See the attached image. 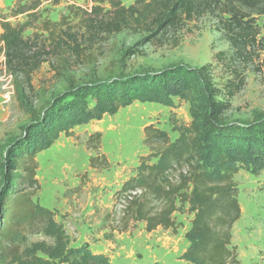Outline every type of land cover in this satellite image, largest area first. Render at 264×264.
<instances>
[{
  "label": "trees",
  "instance_id": "16d2710c",
  "mask_svg": "<svg viewBox=\"0 0 264 264\" xmlns=\"http://www.w3.org/2000/svg\"><path fill=\"white\" fill-rule=\"evenodd\" d=\"M43 1L55 0H15L11 13L38 20ZM88 1L87 8L69 7L77 20L76 30L64 17L59 22L44 18L40 31L47 34L43 39L38 33L25 35L28 21L0 23L3 66L11 78L17 107L29 119L21 134H6L0 141V264H111L105 253L93 252L85 244L71 246L55 211L39 203L37 154L50 148L61 134L70 136L77 125L115 114L135 101L174 106L173 97L189 103L190 123L173 122L174 139L154 124L143 127L149 153L139 158L134 175L114 193L113 215L121 197L126 198L119 231L131 228L130 220L144 222L148 233L157 228L176 233L179 223L173 215L187 206L192 215L184 233L188 246L173 264H241L231 245L233 225L241 216L233 177L241 169L253 175L264 169V114L251 121H226L225 114L245 83L243 67L236 61L246 64L259 56L256 46L262 39L252 13H264V1L134 0L128 6L121 0ZM206 14L216 16L232 48L228 56L221 51L214 54L228 74L219 84L213 82L208 64L178 63L72 84L41 110L29 100L32 75L51 52L67 49L81 61L100 38L129 31L141 35L140 43L152 42ZM86 40L88 45L83 44ZM93 137L98 140L100 133ZM100 158L101 166H107L106 157ZM97 161L90 157L91 167Z\"/></svg>",
  "mask_w": 264,
  "mask_h": 264
},
{
  "label": "rangeland",
  "instance_id": "374dc122",
  "mask_svg": "<svg viewBox=\"0 0 264 264\" xmlns=\"http://www.w3.org/2000/svg\"><path fill=\"white\" fill-rule=\"evenodd\" d=\"M133 1L121 0L124 6ZM14 3L15 0H0V23L7 20L14 25L28 21L30 25L25 35L38 33L42 39L47 34L40 31L44 18L59 22L64 17L69 27L76 30L77 20L69 13L70 5L80 8L90 5L88 0L43 1L37 20L24 14L12 15ZM252 18L259 31L258 38L263 43L256 46V55L259 56L252 57L254 62L235 63L243 67L245 83L231 99L232 108L225 114L226 121H251L264 114V13L253 12ZM141 41V35L129 31L114 33L93 41L81 61L75 60L67 49H61L57 54L51 52L32 75L33 91L29 100L37 110H41L72 84L130 76L178 63L191 67L208 64L216 84L228 77L227 69L214 60V54L221 51L228 56L232 48L220 31L214 15L206 14L188 21L155 41ZM83 44L88 45V41ZM129 49L137 52H129ZM3 58L0 50V141L6 134H21L22 127L29 122L27 115L17 107ZM173 99L174 106L135 101L115 114H106L100 120L75 126L70 136L61 134L50 148L37 154L36 176L40 190L36 198L39 203L53 209L56 219L63 225L69 219L88 221V229L80 230L79 235L73 234L70 225H64L71 246H79L84 243L83 238H87L89 244L85 245L91 247L93 252L108 255L111 264H154L162 258L163 264L178 261L182 252L173 251L172 242L167 246L163 243L165 239L175 240L178 251L183 249L184 243H188L184 233L190 226L192 215L186 211L187 206L173 215L176 223H179L176 233L162 228L148 233L144 230V222L130 220L128 226L131 228L120 233V216L126 200L124 195L118 201L114 215L112 212L114 193L124 180L134 175L139 158L149 153L143 143V127L154 124L174 139L177 133L172 131V123H190L189 103ZM97 132L100 138L90 139ZM103 155L108 163L105 167L100 164V156ZM90 157L98 158L95 167H91ZM233 180L238 188L241 216L233 225L231 245L236 247L241 264H264V169L256 175L241 169ZM62 191L69 197L73 194L81 199V217L77 213L64 215L62 209L55 208ZM106 215H109L108 218Z\"/></svg>",
  "mask_w": 264,
  "mask_h": 264
},
{
  "label": "crops",
  "instance_id": "0c3cea01",
  "mask_svg": "<svg viewBox=\"0 0 264 264\" xmlns=\"http://www.w3.org/2000/svg\"><path fill=\"white\" fill-rule=\"evenodd\" d=\"M72 195H71V197H69L70 195H67V194H65V191H62L59 199L57 200V204H56L57 206L55 208L60 209V210L62 209L61 211L63 212L64 215L69 214V213L70 214L77 213V214H79V217H81L80 210L82 208L81 207L82 201H81V199L76 198V195H73V196ZM87 214H89V211H87ZM86 223L88 224V221L84 222V221H78V219H74V220L69 219L67 223L64 222V225H65V227H66V224L70 225L73 228V234L79 235L80 230H84L85 228H87ZM78 227L81 229H78ZM158 229L159 228H157L156 230H158ZM153 231H155V230H153ZM149 233H151V232H149ZM83 241H84V243H81V244H86V243H88L87 241H89V240L87 238H83ZM171 242L173 244L171 247L173 248V251H175V252H183L185 250V248L188 246V243L187 244L184 243V246L182 247L183 249L181 248L182 250L178 251V246H177L178 242H176L175 240L173 241V239H165L163 244L165 246H167L168 245L167 243H171ZM81 244H79V245H81ZM90 249H91V247H90ZM162 260H163V258L160 259L159 261H156L154 264H163Z\"/></svg>",
  "mask_w": 264,
  "mask_h": 264
},
{
  "label": "built area",
  "instance_id": "2783aa9c",
  "mask_svg": "<svg viewBox=\"0 0 264 264\" xmlns=\"http://www.w3.org/2000/svg\"><path fill=\"white\" fill-rule=\"evenodd\" d=\"M122 207H124V205H122Z\"/></svg>",
  "mask_w": 264,
  "mask_h": 264
}]
</instances>
